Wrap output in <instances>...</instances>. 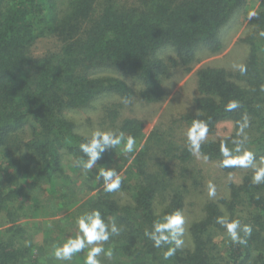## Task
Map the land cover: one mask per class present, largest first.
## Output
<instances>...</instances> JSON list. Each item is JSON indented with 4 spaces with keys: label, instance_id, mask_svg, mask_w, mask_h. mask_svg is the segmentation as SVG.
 I'll return each instance as SVG.
<instances>
[{
    "label": "trees",
    "instance_id": "trees-1",
    "mask_svg": "<svg viewBox=\"0 0 264 264\" xmlns=\"http://www.w3.org/2000/svg\"><path fill=\"white\" fill-rule=\"evenodd\" d=\"M246 1L0 0V213L9 217L0 264H23L33 246L24 242L26 228L19 223L23 216L12 211L15 202L26 192L29 210L39 209L43 197L36 187L66 180L65 160H88L80 145L91 136L76 132L68 113L103 98L164 100L174 67L188 72L198 49L220 51V30ZM255 12L248 20L253 33L241 38L249 48L243 65L200 67L194 110L173 123L187 130L196 121L207 125L198 149L168 139L159 128L147 132L146 123L132 117L122 118L112 134L144 140L139 149L129 155L118 154V146L97 149L100 167L119 162L118 190L130 196L119 202L100 193L85 202L90 212H100L108 239L99 242L111 251L113 264H264V179L253 182L264 167V8ZM45 36L55 37L59 49L33 57L30 47ZM231 101L239 106L226 111ZM121 104H104L105 119L118 118ZM222 122H231L227 135L217 133ZM246 151L253 153L248 166H222ZM194 153L225 173L240 170L242 177L227 183V196L205 203L202 216L189 225L190 245L181 232L157 245L153 237L170 236L169 229L157 232V223L183 211L188 191L187 181L173 184L171 163L186 164ZM102 183L80 182L90 190ZM221 220H239L237 235L246 243H233ZM175 240L182 241L180 247ZM169 248H176L175 254L165 259Z\"/></svg>",
    "mask_w": 264,
    "mask_h": 264
},
{
    "label": "rangeland",
    "instance_id": "rangeland-1",
    "mask_svg": "<svg viewBox=\"0 0 264 264\" xmlns=\"http://www.w3.org/2000/svg\"><path fill=\"white\" fill-rule=\"evenodd\" d=\"M65 1V0H61ZM68 1V0H67ZM134 2L135 0H120ZM260 7L264 8V0H247L241 9L226 25L220 30L223 40V47L220 51L212 53L209 49L202 48L196 52V60L192 63L191 70L183 71L179 66L174 67L171 76L166 82V97L164 100L156 103H144L142 100L132 97L127 100L103 98L95 101L94 106L89 109L70 111L68 114L75 123V131L87 136H91L94 130L102 132L116 131L117 125L124 117H132L141 119L147 125V132L152 129L159 128V131L168 135V139L175 137L177 142L192 143L188 139V130L182 124L173 125L176 118L186 111L194 110L193 98L197 93L196 88V72L202 66L225 67L227 69L236 70L245 62L249 48L241 38L253 33L254 26L248 24V16L250 12H255ZM251 33V34H252ZM259 39V38H257ZM58 40L53 36H45L38 38L30 47V54L33 57H42L51 54L59 49ZM121 102V109L118 118L112 122L105 119L103 114V105H110ZM173 128V130L171 129ZM232 131L231 122H222L218 125V135H227ZM207 138V135L204 139ZM203 139V140H204ZM136 144L133 150L139 149L144 140H135ZM126 139L122 140L116 152L120 155H129L123 151ZM84 160H65L64 174L67 175L66 180L55 183V179L42 186L36 187L38 196L43 197V201L39 203V209L29 210L28 193L24 192L15 206L12 208L14 215H20L19 223L22 224L25 231L21 232L24 236L26 245L33 244L31 254L28 255L23 264H85V259L91 247L101 246L105 250V246L101 242H95L87 245L81 251L73 254L72 258L67 261L56 260L53 255V247L66 243L69 239H75L83 234L79 232L77 221L86 213H90L89 206L86 201L96 198L98 194H111L119 202L130 200L127 192L116 190L113 192H105L104 177L99 175L100 169H111L116 175H119L118 163L100 167L96 162L90 169L84 168ZM173 170V184H181L187 181L188 191L185 196V207L181 212L184 218V224L181 226L182 238L185 243L190 245L189 225L198 220L203 212L205 203L216 201L223 196L228 195L227 183L230 181H239L242 177L240 170L233 173L223 172L216 162L209 161L201 154L194 153L193 159L186 164L179 162L171 163ZM35 174L32 170L27 179L31 180ZM114 178V177H113ZM103 180L102 185L90 190L89 187L83 188L80 184L94 186L98 181ZM210 186L214 187L215 194L209 195ZM32 196V193L30 192ZM32 205V204H31ZM8 216L5 211L0 213V238L7 226ZM23 242V241H22ZM101 252L97 256L99 264H113L114 259ZM28 259V260H27Z\"/></svg>",
    "mask_w": 264,
    "mask_h": 264
},
{
    "label": "clouds",
    "instance_id": "clouds-1",
    "mask_svg": "<svg viewBox=\"0 0 264 264\" xmlns=\"http://www.w3.org/2000/svg\"><path fill=\"white\" fill-rule=\"evenodd\" d=\"M256 16V12H250L248 18ZM264 35V33H262ZM239 106L238 102L231 101L226 105V111L235 109ZM207 125L201 121H196L188 130V139L193 143V146L198 149L199 142L204 139L207 134ZM124 140L123 134L119 136H114L111 132H102L99 130H94L91 133V139L88 143L81 144V149L87 154L88 160L84 163L85 169H90L93 163L99 158V152L97 149L103 151L105 147H116L119 146ZM136 144L135 138L128 136L126 143L124 144L123 151L130 153L133 151ZM253 153L246 151L242 156L237 158H228L222 162L224 167L232 166H242L246 167L252 161ZM99 175L104 177V191L113 192L120 188V177L111 170L100 169ZM114 177V178H113ZM264 179V167L256 170V173L253 177L254 183H259ZM215 189L210 186L209 195H214ZM224 224V227L227 230L228 236L233 243L244 244L246 243L245 239L238 237L237 229L240 226L239 220H232L231 222H226L224 220L220 221ZM79 232L82 233V236H77L75 239H69L66 243H63L59 246L53 247V255L56 260L67 261L70 260L73 254L81 251L87 245H92L98 241H105L108 239V233L105 231V224L101 219L100 212L98 210H93L90 213H86L81 216L78 221ZM184 224V218L179 211L168 214L164 217L162 223H157L156 231L160 232L162 229H169L170 236L164 237L161 235L159 238L153 237L156 240V244L159 245L161 239L172 240L175 239V235L183 231L181 227ZM113 232L116 231L115 227L112 229ZM245 236L251 235V228L249 226L244 227ZM176 247H180L182 241L175 240ZM105 250L97 244V246L91 247L87 253L85 264H99L97 256L104 252ZM176 248H169L168 251L164 254V258L168 259L175 254ZM107 256H111V251L105 253Z\"/></svg>",
    "mask_w": 264,
    "mask_h": 264
}]
</instances>
